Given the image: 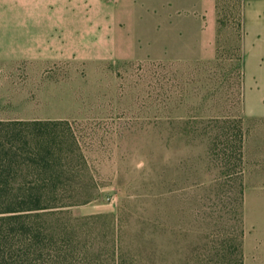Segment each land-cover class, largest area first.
Masks as SVG:
<instances>
[{
    "label": "rangeland",
    "instance_id": "374dc122",
    "mask_svg": "<svg viewBox=\"0 0 264 264\" xmlns=\"http://www.w3.org/2000/svg\"><path fill=\"white\" fill-rule=\"evenodd\" d=\"M251 7L0 0V264H264Z\"/></svg>",
    "mask_w": 264,
    "mask_h": 264
},
{
    "label": "trees",
    "instance_id": "16d2710c",
    "mask_svg": "<svg viewBox=\"0 0 264 264\" xmlns=\"http://www.w3.org/2000/svg\"><path fill=\"white\" fill-rule=\"evenodd\" d=\"M33 126H37L39 125V122H33L32 124ZM58 207H61V206H58ZM47 208H51V207H47V206H41L39 204L35 205L32 209V211H39V210H43V209H47ZM24 210H19V211H14V210H8L7 212H23Z\"/></svg>",
    "mask_w": 264,
    "mask_h": 264
},
{
    "label": "crops",
    "instance_id": "0c3cea01",
    "mask_svg": "<svg viewBox=\"0 0 264 264\" xmlns=\"http://www.w3.org/2000/svg\"><path fill=\"white\" fill-rule=\"evenodd\" d=\"M255 6V5H254ZM166 12H170L169 10L166 11ZM250 12H264V8H255V10L253 9L252 10V7L250 8Z\"/></svg>",
    "mask_w": 264,
    "mask_h": 264
}]
</instances>
